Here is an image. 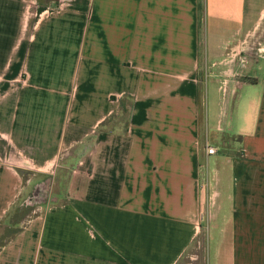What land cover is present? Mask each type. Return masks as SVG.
Listing matches in <instances>:
<instances>
[{
	"label": "crops",
	"instance_id": "0c3cea01",
	"mask_svg": "<svg viewBox=\"0 0 264 264\" xmlns=\"http://www.w3.org/2000/svg\"><path fill=\"white\" fill-rule=\"evenodd\" d=\"M263 26L264 0H0V264H176L205 164V264H264Z\"/></svg>",
	"mask_w": 264,
	"mask_h": 264
},
{
	"label": "rangeland",
	"instance_id": "374dc122",
	"mask_svg": "<svg viewBox=\"0 0 264 264\" xmlns=\"http://www.w3.org/2000/svg\"><path fill=\"white\" fill-rule=\"evenodd\" d=\"M128 106V101H126V104H124L123 109L125 110V107ZM227 108V103L225 100H222L221 102V113L220 115L224 116ZM123 116L125 117L126 114L123 113ZM121 117L118 118L120 119V125H124L125 118ZM221 117V116H220ZM223 150V147H222ZM224 150H226L224 148ZM219 156V155H218ZM216 158V155H209V161H210V166L214 165V160ZM204 176H206L205 180H203V188L205 187V183L207 181V184L209 185L208 190H206L207 193V198H205V202L203 203V221H202V226L200 227V231L194 241L188 246V248L184 251V253L181 255L179 260L176 262V264H205V258L206 255L208 256L209 253L214 251V247L212 244V241L209 239V234L208 232V216L210 214L209 208L211 209L209 195L211 192V183L213 181L212 176H217L216 172L207 168L206 164L204 165ZM41 178L42 180L37 181V185L35 186V182H32V185L30 187V193L29 197L27 198L29 202L28 204H42L43 201L48 200V197L50 198V201H55L57 198L54 197L55 192L60 191L65 188V179L58 178L57 176H51V177H45V176H37ZM208 177V180H207ZM214 189V188H213ZM27 218V216H26ZM15 230V227L11 225V227L5 226V224L0 225V236L7 238L9 235H11ZM216 232H218L216 229H212L211 235L212 239L215 238ZM1 241V240H0Z\"/></svg>",
	"mask_w": 264,
	"mask_h": 264
},
{
	"label": "built area",
	"instance_id": "2783aa9c",
	"mask_svg": "<svg viewBox=\"0 0 264 264\" xmlns=\"http://www.w3.org/2000/svg\"><path fill=\"white\" fill-rule=\"evenodd\" d=\"M244 45H247V47L250 49H256L258 53L264 52V26L262 27L259 33L255 32L252 35L251 39H249L248 37L244 38L242 41V46ZM240 59L243 60V58ZM221 87L222 90H225L224 84ZM205 149L208 153H212L215 152L216 147L212 144L206 143Z\"/></svg>",
	"mask_w": 264,
	"mask_h": 264
}]
</instances>
